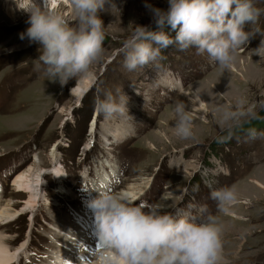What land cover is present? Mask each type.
<instances>
[{"label": "rangeland", "instance_id": "374dc122", "mask_svg": "<svg viewBox=\"0 0 264 264\" xmlns=\"http://www.w3.org/2000/svg\"><path fill=\"white\" fill-rule=\"evenodd\" d=\"M23 1L17 0L21 8ZM13 4L12 18L0 0V206L19 213L0 230L13 237V249L27 241V255L18 264L47 261L57 221L82 209L93 194L96 198L95 190L120 195L148 180L133 206L144 203L161 214L197 221L211 213L222 228V264H264V188L254 183L264 184V59L253 51L264 40V11L255 24L245 26L259 31L230 70L221 71L195 48L181 51L171 45L156 61L128 71L124 43L136 26L158 31L146 5L167 10L168 0H115L116 7L110 11L106 5L100 13L106 35L93 77L61 85L38 70L40 46L20 38L30 26L28 13ZM254 4L264 10V0ZM52 9L77 26L72 6ZM164 31L175 37L169 26ZM181 90H197L216 105L207 120L195 116ZM108 94L123 112L105 116L97 110V100ZM179 103L192 118L193 136L187 139L175 134ZM225 112L236 115L224 121ZM188 163L193 167L186 170ZM58 166L62 173L57 177ZM29 167L32 176L41 172L49 198L34 209L23 208L29 192L13 184ZM225 186H234L238 194L228 213L220 212L210 196Z\"/></svg>", "mask_w": 264, "mask_h": 264}, {"label": "clouds", "instance_id": "9594fccd", "mask_svg": "<svg viewBox=\"0 0 264 264\" xmlns=\"http://www.w3.org/2000/svg\"><path fill=\"white\" fill-rule=\"evenodd\" d=\"M76 27L52 9L35 0L18 9L28 13L30 25L21 39L40 46L36 60L38 70L61 85L93 77L92 67L103 55L105 27L100 13L115 6V0H70ZM149 7L159 29L136 26L123 45V65L128 71L142 68L161 57V51L177 45L184 51L195 48L206 54L221 71L230 70L239 51L259 29L246 31L255 24L262 9L254 0H168L167 10ZM175 31L171 37L164 31ZM254 54L264 59V40ZM243 101H241V104ZM97 110L105 116L123 112L110 94L97 100ZM175 134L180 139L193 136L192 118L183 103L176 105ZM236 113L225 112L224 121ZM235 123V122H233ZM252 138H255L252 135ZM98 196L89 202L94 212L95 235L101 246L96 264H222V228L219 218L209 213L202 221L190 215L161 214L147 204L133 206L130 197L95 190ZM220 212L228 213L237 203L234 186H225L210 193ZM147 208V211H145ZM13 237L0 232V264H17L18 256L11 244Z\"/></svg>", "mask_w": 264, "mask_h": 264}, {"label": "bare ground", "instance_id": "6f19581e", "mask_svg": "<svg viewBox=\"0 0 264 264\" xmlns=\"http://www.w3.org/2000/svg\"><path fill=\"white\" fill-rule=\"evenodd\" d=\"M13 1L15 0H3L5 13L12 18L16 15V8ZM35 2L41 5L44 4L46 8L49 6V0H35ZM62 3L71 6L70 0H55L52 7L55 9L56 6ZM27 4L28 0L22 2L24 7H27ZM88 85L89 83L80 87L78 97H81ZM179 87L183 88L182 85H179ZM212 88L218 93L222 91V88H219V86H216L214 83L212 84ZM181 93H185L186 97L190 99L191 103H189V105L195 113V116L201 121L207 120L206 113L212 110V107L216 105L213 102L209 104L207 99L197 90H190L189 92L181 90ZM152 146L154 147L155 144L152 143L151 147ZM190 167H193L191 163L184 165L186 170ZM54 170V174L57 177L62 173L59 166L58 168L54 167ZM32 171L33 168L29 167L27 170L20 172L13 180V184L19 187L18 190L29 192V198L24 202L23 208L29 207L34 209L41 201L49 202V198L44 197L43 194L44 177H41V172H38L36 176H32ZM148 182L149 180L143 183L141 188L138 187V184H131V189L129 188V190L123 191L120 195L130 197L132 202L135 203L147 190ZM254 183L264 188V184L261 183L259 179H255ZM93 196H95V194H93ZM93 196L90 197V201L95 198ZM18 213V211L12 212L7 206H0V227L9 223V220L13 219L14 216L16 217ZM54 231L56 234V240H54L55 244L52 246L48 260L42 264H96L101 246L95 235V217L93 210L89 207V203L85 204L82 209L74 210L70 213L68 212L65 217L60 218L55 225ZM0 232L3 231L0 230ZM28 247L29 245L26 241L14 249L18 256L17 264L20 262L21 256L27 255Z\"/></svg>", "mask_w": 264, "mask_h": 264}]
</instances>
